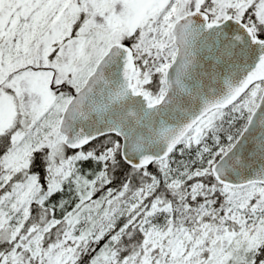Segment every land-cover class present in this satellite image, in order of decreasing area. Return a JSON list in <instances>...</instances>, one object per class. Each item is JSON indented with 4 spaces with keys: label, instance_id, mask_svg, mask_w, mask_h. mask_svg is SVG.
<instances>
[{
    "label": "snow or ice",
    "instance_id": "6c2138e0",
    "mask_svg": "<svg viewBox=\"0 0 264 264\" xmlns=\"http://www.w3.org/2000/svg\"><path fill=\"white\" fill-rule=\"evenodd\" d=\"M0 264H264V0H0Z\"/></svg>",
    "mask_w": 264,
    "mask_h": 264
}]
</instances>
